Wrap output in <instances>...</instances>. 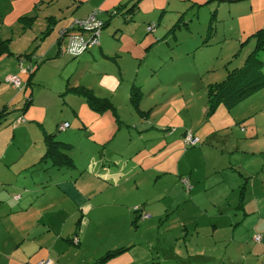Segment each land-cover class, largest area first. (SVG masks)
Instances as JSON below:
<instances>
[{"label": "rangeland", "instance_id": "1", "mask_svg": "<svg viewBox=\"0 0 264 264\" xmlns=\"http://www.w3.org/2000/svg\"><path fill=\"white\" fill-rule=\"evenodd\" d=\"M125 2L22 0L7 9L0 24V43L7 47L0 55V109L7 106L10 113L0 126V215L18 210L15 195L31 202L42 190L35 198L42 204L48 191L40 179L65 200L49 210L28 211L29 202L25 215L10 216V231L0 229V264H20L19 243H40L46 217L73 231L69 238L48 235L56 242L47 245L50 258L60 264H96L128 243L134 248L127 261H116L124 252L105 264H131L139 252L148 253V264H165L164 254L171 253L178 257L167 264H264V90L207 115L210 86L255 55L264 0H137L133 12L123 8L109 18ZM93 12L110 21L97 44L71 57L62 32L89 39L71 27ZM50 17L54 22L44 35ZM255 57L264 63V51ZM11 76L18 88L6 81ZM133 85L140 91L138 109L129 100ZM77 88L106 99L114 110H90L73 93ZM63 122L69 129L57 130ZM55 131L56 141L72 147L71 170L41 162L44 134ZM184 132L199 143L186 145ZM100 153L130 155L139 172L118 187L91 186L79 173ZM81 196L92 206L84 240L77 235L80 212L57 214L76 210L74 199ZM136 207L149 216L133 224ZM45 261L51 262L33 264Z\"/></svg>", "mask_w": 264, "mask_h": 264}, {"label": "crops", "instance_id": "2", "mask_svg": "<svg viewBox=\"0 0 264 264\" xmlns=\"http://www.w3.org/2000/svg\"><path fill=\"white\" fill-rule=\"evenodd\" d=\"M21 1L22 0H20L19 2H21ZM136 1L137 0H127V2H125L121 5H124L125 10H127L134 3H136ZM130 2H132V3L129 6L128 3H130ZM18 3L9 4L8 0H0V24L5 21V19L7 18V15L11 12V11L7 10L9 8V6L14 7V5L18 4ZM115 8L116 7L113 8V11L115 10ZM1 9H3V11ZM6 10H7V12H6ZM113 11L108 12L109 18L113 17L112 16ZM85 16H87V14L86 15L83 14L81 16V18H83ZM109 21L110 20H105L102 22H104L105 24H108ZM53 22H54V19L52 17H50L49 23L52 24ZM27 59H30V58L27 57ZM4 84L9 86V84L6 81H4ZM2 109L7 114L10 113V111H8L7 106H2L0 110H2ZM5 119H7V117ZM63 123H67V122H63ZM63 123H61V124H63ZM61 124H56V129H57L58 125H61ZM67 124H68L67 129H69L70 125H69V123H67ZM56 132L57 131H55L52 134L55 135ZM184 133H182V135ZM181 137H183V136H181ZM43 153H44V149H43ZM39 157H40V155H39ZM106 157H108V158L106 159ZM51 169L54 171H60V170H57L54 168H51ZM138 172L139 171L137 170L136 162L133 161V159L130 155L123 156L121 153H119V154L114 153V154H111L109 156L108 154L106 155V154L100 153V156L99 157L97 156V159H96V157H92L89 160L88 164L83 165L81 172L79 173L80 174L79 176L86 175V179L88 180V182L92 181L91 186H94V185L98 186L99 183H102V184H105V185H108L111 187H118L126 181H128V182L131 181L134 177H136V174ZM39 184L41 186L43 185L42 189H44V191H48V195L46 196L45 201H43L41 204V202L38 201L39 199H35L36 197H40L41 195H43L42 190L34 192L37 196L31 202L29 201V200H31L30 197H27L26 200L22 199L20 202V197L15 195L16 197L15 196L12 197L11 201L12 202H19L20 206L18 207V210L13 209V210H10L7 214L0 215V229L2 228L4 232L8 233L11 229V224L8 222V218L10 216L12 217V215H15L16 213L21 214V215H25L23 208H26V206L28 205L29 202H30L29 205L32 204V207L29 209L27 208L28 211L33 210V209L34 210H36V209L41 210L42 207H44L43 210H49V209H51V206L64 202L65 199H62V198L58 199L56 195L51 194L52 185H49L47 182L44 183L42 181V179L39 180ZM91 186H90V188H91ZM90 188H88V189H90ZM87 193H89V192H87ZM70 196H71V198L72 197L76 198V195L74 193H72ZM78 199H79L78 202L76 201V199H74V204H75L76 210H69V209L68 210H59L57 212V214H60V216H62V218L76 217V216H79L81 214L83 218L81 219L79 226L77 227V235H79V233H80L83 240H84V236H85L84 232H85L86 223H87V221L84 217H85V214L90 211L92 206L85 197L81 196V197H78ZM37 201H38V206H36ZM77 208H78V210H77ZM79 208H81V210H79ZM133 209H131V210H133ZM79 212H80V214H79ZM77 213H78V215H77ZM142 213L149 216L145 212L143 207H142ZM43 225L46 226L47 232L46 233L43 232L42 236H40V238H42V241L40 243H37L31 239H28V242L25 244H24L23 240L21 241V243H19V246L17 247V251L24 253V259L18 263H20V264H33V263H36V262H39L42 260H50L51 261L50 264H60L56 260L50 258L53 251L49 250L48 246H49V248L51 247V241L53 244L56 242H53V240L48 238V235L51 234L53 236H56L58 234L56 236V239L63 238V235H66L67 238H69V237L73 236V234H72L73 231L65 228L64 221H61L60 223H57V222L56 223H52V222L49 223V219L47 217L45 218V222H43ZM37 231L39 232L40 228ZM81 236H80V239H81ZM6 237L8 238L9 235H6ZM231 239H232V237H231ZM130 244L131 243L127 244L129 247H128V250L124 253V255L117 257L116 261H118V260L121 261V260L126 259V257H129L128 256L129 250L134 248V246H132L130 248ZM139 253L142 255L138 256L136 258L135 257L131 258V259H134V260H131V264H148V253L147 254L146 253L143 254L142 252H139ZM164 255L166 256L163 258V260H164L163 262L165 264H167L168 262L172 263L171 261H173L174 258L178 257L173 253L164 254ZM12 258H14V257H12ZM126 261H127V259H126Z\"/></svg>", "mask_w": 264, "mask_h": 264}, {"label": "trees", "instance_id": "3", "mask_svg": "<svg viewBox=\"0 0 264 264\" xmlns=\"http://www.w3.org/2000/svg\"><path fill=\"white\" fill-rule=\"evenodd\" d=\"M134 7H136V3H134L130 8L125 11L133 12ZM124 8V5H119L112 12V16L116 15L117 11H120ZM25 19V18H23ZM102 22V21H101ZM49 23V19H48ZM103 23L102 29L105 27V23ZM51 30V24L47 25L46 30L44 31V35H46ZM67 32V31H66ZM257 44L255 46V55L259 51H264V28L259 29L253 35ZM6 45L4 43H0V55L6 53ZM254 56H249L244 66L235 73L228 74L226 78L220 82L215 83L209 88L208 93V103H209V112L207 115H211L214 113L218 106H223L226 109H230L232 107H236L242 100L252 96L256 92L264 90V63L260 61L258 58ZM73 93H76L84 101L88 104L90 110L103 113L106 110H114L111 103L106 99H98L93 96V94L84 88H77L72 90ZM140 91L136 86H132L129 94V100L132 105L138 109V104L140 101ZM6 112L0 110V126L3 124L5 120ZM44 153L41 157V162H47L49 164V168H54L57 170L65 169L71 170L74 168V163L69 156V153L72 149L70 145L64 144L62 142L56 141L54 139V134H44ZM186 133L183 134L185 136ZM195 137V136H194ZM197 138V137H196ZM199 143V140H198ZM184 185H186V181H184ZM242 195V194H241ZM239 207H242L240 202ZM133 212H138L137 218L134 219L133 224H135L136 219L143 218L144 215L142 213L141 208H134ZM80 219L77 220L76 226H79ZM77 226V227H78ZM128 248H118L113 251H108L104 256L100 257L96 264H105L107 261L111 260L114 257L126 252Z\"/></svg>", "mask_w": 264, "mask_h": 264}, {"label": "built area", "instance_id": "4", "mask_svg": "<svg viewBox=\"0 0 264 264\" xmlns=\"http://www.w3.org/2000/svg\"><path fill=\"white\" fill-rule=\"evenodd\" d=\"M103 23L97 19V13L93 12L87 16L75 20L72 24L71 29L76 28L80 32H85L91 34L90 38L85 40L80 34H67V32H62L63 36L68 37L66 52L71 57H78L83 54L89 47L97 44V39L102 29ZM147 30L151 31V27H148ZM8 83L13 85L15 88L20 86L19 80L16 77L11 76L6 80ZM68 128L67 123H63L57 127V130L64 131ZM183 141L188 146H195L198 143V138L194 137L191 134H186L183 136ZM147 215H144L145 218ZM259 240V238H255ZM38 264H50L49 261L40 262Z\"/></svg>", "mask_w": 264, "mask_h": 264}, {"label": "clouds", "instance_id": "5", "mask_svg": "<svg viewBox=\"0 0 264 264\" xmlns=\"http://www.w3.org/2000/svg\"><path fill=\"white\" fill-rule=\"evenodd\" d=\"M59 126V125H58Z\"/></svg>", "mask_w": 264, "mask_h": 264}]
</instances>
